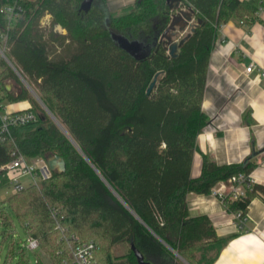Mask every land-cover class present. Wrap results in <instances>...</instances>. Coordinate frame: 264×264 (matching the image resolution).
Listing matches in <instances>:
<instances>
[{"label": "trees", "instance_id": "obj_1", "mask_svg": "<svg viewBox=\"0 0 264 264\" xmlns=\"http://www.w3.org/2000/svg\"><path fill=\"white\" fill-rule=\"evenodd\" d=\"M82 1L27 0L9 32L7 56L71 137L34 107L38 120L14 128L13 139L0 142V166L15 148L30 158L58 155L66 162L41 188L0 199L1 244L17 230L16 216L50 258L37 264H67V252L58 253L64 243L51 215L59 208L70 231L98 244L97 264H138L131 242L153 264H183L173 250L190 264H213L228 238L216 234L208 215L190 214L189 194H210L218 182L249 174L253 164H219L203 154L200 175H192L198 137L209 123L202 105L221 26L233 17L251 26L258 20V0H181L194 23L176 56L163 37L176 2L136 0L114 14L107 0H94L88 12L80 9ZM8 2L0 0V8ZM47 14L51 26L42 24ZM6 25L0 11V28ZM112 32L144 43L150 54L137 60ZM17 77L0 63L5 98L36 104L24 85L7 89L6 80ZM5 184L0 172V187ZM258 194L264 200V185L252 182L247 197L226 205L246 213ZM120 243L130 251L114 258L112 248ZM8 255L6 264L15 255L16 264L29 262L14 245Z\"/></svg>", "mask_w": 264, "mask_h": 264}, {"label": "crops", "instance_id": "obj_2", "mask_svg": "<svg viewBox=\"0 0 264 264\" xmlns=\"http://www.w3.org/2000/svg\"><path fill=\"white\" fill-rule=\"evenodd\" d=\"M111 12H124L136 0H107ZM119 13V14H120ZM63 31V30H62ZM64 32L63 34H65ZM255 63L250 73L246 67ZM264 19L251 26L237 17L224 23L212 52L203 111L209 123L198 137L192 175L201 173L203 154L219 164L243 163L250 158L253 169L249 177L264 185ZM11 91L19 87L5 82ZM21 101L24 103H21ZM12 102L13 108L31 105L29 100ZM23 104V105H22ZM248 161V162H249ZM12 195V193H10ZM192 216L206 214L214 224L216 234L228 242L213 264H264V200L252 197L243 228L236 214L226 203L210 194H189Z\"/></svg>", "mask_w": 264, "mask_h": 264}, {"label": "built area", "instance_id": "obj_3", "mask_svg": "<svg viewBox=\"0 0 264 264\" xmlns=\"http://www.w3.org/2000/svg\"><path fill=\"white\" fill-rule=\"evenodd\" d=\"M26 1L9 0L8 3H5L0 8L1 13L7 19V25L0 28V63L5 61L11 67L13 63L6 54L9 32L22 16ZM255 15L258 20L264 19V0L257 1ZM50 20L51 15L47 14L43 18L42 24H50ZM241 23L244 24L243 21ZM254 68H256V64L250 63L246 67V72L250 73ZM261 74L264 75V72ZM12 106L13 103L5 98V91L0 85V142H7L9 139H13L14 128L26 126L38 120L37 113L32 105L17 109ZM0 172H3L7 184L12 186V194L21 192L30 186L41 188L43 182L53 174V170L50 168L46 158H30L17 148L12 150L11 159L0 166ZM24 178L27 180L23 181L22 179ZM252 182L249 174L240 172L231 176L228 180L218 182L212 192L218 195L224 203H227L228 200L233 201L247 197ZM51 215L55 222V229L60 235V240L64 243V247L58 253L66 251L68 254L69 260L65 262L67 264H97L95 257L98 244L94 240H82L78 234L70 231L69 227L64 224V216L60 215L59 208H52ZM236 217L239 219L240 227L243 228L248 219L247 214L240 211L236 214ZM11 237V243L15 244V249L18 252H23L25 248L31 251H37L38 249L44 251L37 237L27 234L24 240L18 230L11 233ZM39 260L41 259L39 258L37 262ZM28 264H31L30 259Z\"/></svg>", "mask_w": 264, "mask_h": 264}, {"label": "water", "instance_id": "obj_4", "mask_svg": "<svg viewBox=\"0 0 264 264\" xmlns=\"http://www.w3.org/2000/svg\"><path fill=\"white\" fill-rule=\"evenodd\" d=\"M94 0H83L81 4V10H84L85 12H88L93 4ZM172 2H176L175 4L171 3V7L173 9H176V13L172 16L171 22L166 29L164 33V38L166 39L167 45H168V50L169 54L171 56H176L177 51L179 47L183 44L185 41L186 37H183L180 40H174L173 35L175 32H177L178 27L181 29H185L187 26L191 25L192 28V15L190 11H186L184 9H181V0H172ZM56 29L59 31H62L63 28L60 24L56 25ZM193 31V29H192ZM112 37L118 42V44L127 50L134 58L137 60H142L145 59L151 52L150 47L146 46L144 43L138 41V40H130L120 34H116L112 32ZM14 71L19 75V77L22 79V81L26 84V86L35 94L37 99L40 101L44 109L55 119V121L62 127V129L68 134L66 129L60 124V122L56 119V117L52 114V112L49 110V108L44 104V102L40 99V97L37 95V93L33 90V88L30 86V84L26 81L24 76L21 74V72L13 65L12 66ZM157 77L158 74L155 76L154 80L150 84L148 88V93L152 91V89L155 87L156 82H157ZM7 87V86H6ZM8 90H10L9 87H7ZM69 135V134H68ZM69 137H71L69 135ZM72 139V138H71ZM260 151H253V153L244 161L246 164L250 158L254 157L257 155ZM47 162L50 166V168L55 171L57 170L58 172H63L66 169V162L64 158L58 156V155H52L47 158ZM123 201V200H122ZM134 213V212H133ZM132 251L134 252L138 264H153L150 261L146 260L143 256V254L140 252V250L135 246L134 242H131L130 244ZM173 250V249H172ZM177 256H179L181 259L182 256L175 250H173ZM184 260V259H183ZM185 261V260H184ZM188 263V262H186ZM189 264V263H188Z\"/></svg>", "mask_w": 264, "mask_h": 264}, {"label": "rangeland", "instance_id": "obj_5", "mask_svg": "<svg viewBox=\"0 0 264 264\" xmlns=\"http://www.w3.org/2000/svg\"><path fill=\"white\" fill-rule=\"evenodd\" d=\"M184 10L188 11V9H184ZM113 13L114 14H119L120 12L119 13L118 12H113ZM192 23H194V20H192ZM51 25L52 24H50V26ZM190 30H191V25L187 26L185 29H181L180 27H178L177 32H175V34L173 35L174 40L181 39ZM59 32L64 33V32H67V30L64 28L63 31H59ZM6 82L9 83V84H12L15 87H20L21 85H24L29 90V92H30L32 98L34 99V101H36V104H35V102L33 103L31 100H29L31 102V105L33 107H36V110L38 111V113L39 112L41 113V109H44V107L42 106L40 101L37 99L35 94L22 81V79L19 77V75H18V77L16 79H8V80H6ZM21 103H23V102L21 101ZM44 111L49 116H51L45 109H44ZM22 180L26 181L27 179L24 178ZM11 189H12V186L9 185V184H5L4 186L0 187V199L1 200H6L10 196ZM14 219H15V228L20 233L22 239L25 240L26 237H27V233H26L25 229L23 228V226L21 225V223L19 222V220H18V218L16 216H15ZM2 232H3V228L0 227V264H6V259L9 256L8 254H9L10 245H14V247H15V244L11 243V241H12V237L11 236L7 237V239L3 242V244H1L2 239H3V233ZM104 245H105L104 242H102V243L100 242V252H99L100 255H104ZM129 251H130V246H129L128 243H120V244L115 245L112 248L111 256H113L114 258H119V257H123V256L126 257L128 255V253H129ZM23 253H25L27 256H29L31 264H37V260L39 258L44 263H48L50 261L49 256L44 251H42L41 249H38L37 251H31V250H28V249L25 248ZM174 254L176 255V257H178V259L181 261V263H183V264H188L189 263L185 258L182 257L185 260L184 261L179 256H177V254L175 252H174ZM18 258H19V256L15 255V257L13 258L12 264H16ZM186 262H188V263H186Z\"/></svg>", "mask_w": 264, "mask_h": 264}]
</instances>
